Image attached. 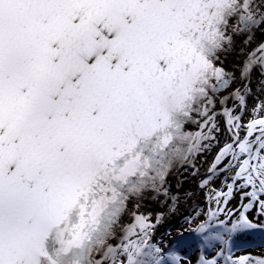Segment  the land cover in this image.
Wrapping results in <instances>:
<instances>
[{
  "label": "snow or ice",
  "instance_id": "snow-or-ice-1",
  "mask_svg": "<svg viewBox=\"0 0 264 264\" xmlns=\"http://www.w3.org/2000/svg\"><path fill=\"white\" fill-rule=\"evenodd\" d=\"M181 168L224 176L189 236ZM193 236L264 264V0H0V264H192Z\"/></svg>",
  "mask_w": 264,
  "mask_h": 264
},
{
  "label": "bare ground",
  "instance_id": "bare-ground-1",
  "mask_svg": "<svg viewBox=\"0 0 264 264\" xmlns=\"http://www.w3.org/2000/svg\"><path fill=\"white\" fill-rule=\"evenodd\" d=\"M259 37H257V40L253 43L252 48H255V44L259 42ZM242 59V57L239 56H231L226 61V66L229 69L235 68L237 66V62ZM259 79V76L253 77V84L258 89L259 85L257 80ZM190 130H194L190 129ZM214 155V151H210L205 155H201L197 162L196 166L200 171V176H203L206 174L207 168L212 161ZM200 179V177H197L196 179H193L191 176V169L189 168L188 171H184L182 168L179 169L178 172H175L172 176L169 177V183L173 186V190L178 186L179 183H182L183 187L181 189V192L187 191L188 196L191 197V199H187V197H184L182 195L181 203L178 208V211L176 212L175 217L172 220L173 227L170 229V231L175 234L177 232H184L185 236H189V232L186 231V229H194L196 226V223L198 222L197 216L201 213H207V210L209 208L213 207V204L209 200V197L212 195L210 189L220 190L223 188L224 185V176L221 175L218 179H214L211 184H209L208 188L201 190L197 187V181ZM150 210L152 211H158L159 209H156L154 206L149 205ZM191 218L192 222H189V219ZM172 237L169 236V239ZM193 239L200 240V244H197L193 247H190L187 249V255L188 258L192 261V264H196L197 258H195L196 254L199 252V247H202V238L193 236ZM157 240L159 241L160 238L157 237ZM165 244H167V241H163ZM207 255H212V250L210 249L209 252H206ZM237 255H240L242 253L237 252Z\"/></svg>",
  "mask_w": 264,
  "mask_h": 264
},
{
  "label": "flooded vegetation",
  "instance_id": "flooded-vegetation-1",
  "mask_svg": "<svg viewBox=\"0 0 264 264\" xmlns=\"http://www.w3.org/2000/svg\"><path fill=\"white\" fill-rule=\"evenodd\" d=\"M209 250H210V249H207V251H206V252H209Z\"/></svg>",
  "mask_w": 264,
  "mask_h": 264
}]
</instances>
